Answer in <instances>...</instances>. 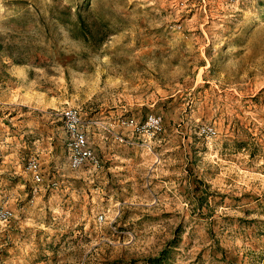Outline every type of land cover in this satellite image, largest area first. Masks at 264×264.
Instances as JSON below:
<instances>
[{
  "label": "rangeland",
  "instance_id": "rangeland-1",
  "mask_svg": "<svg viewBox=\"0 0 264 264\" xmlns=\"http://www.w3.org/2000/svg\"><path fill=\"white\" fill-rule=\"evenodd\" d=\"M69 108L102 170L70 168ZM0 206L4 257L264 264V0H0Z\"/></svg>",
  "mask_w": 264,
  "mask_h": 264
},
{
  "label": "built area",
  "instance_id": "built-area-1",
  "mask_svg": "<svg viewBox=\"0 0 264 264\" xmlns=\"http://www.w3.org/2000/svg\"><path fill=\"white\" fill-rule=\"evenodd\" d=\"M64 129L67 134L66 150L69 155V165L73 171L79 172L86 166H91L93 171L97 172L102 170V162L93 153V150L89 143L88 133L90 132V127L92 125H99L98 122H87L82 119L81 113L76 108H69L64 110L61 114ZM162 120L160 117L149 116L146 122L147 126L157 133L161 131ZM122 125L127 127H132L136 132H144V125L139 127L132 121L121 122ZM207 135H213L211 129L207 130ZM115 138L124 143H129L120 136H115ZM27 170L32 175V179L35 183H42V175L40 173V165L36 160H31L27 165ZM53 183L52 186H56ZM37 189L33 190L35 195ZM14 217V213L11 209L4 206H0V225H6L11 222ZM104 220V216L100 215L98 217V222L101 223Z\"/></svg>",
  "mask_w": 264,
  "mask_h": 264
},
{
  "label": "crops",
  "instance_id": "crops-1",
  "mask_svg": "<svg viewBox=\"0 0 264 264\" xmlns=\"http://www.w3.org/2000/svg\"><path fill=\"white\" fill-rule=\"evenodd\" d=\"M4 233L7 234L6 231ZM4 238H6V236H3V239ZM19 244L22 245V243ZM40 245H43V251L40 250V252H37L38 254L31 256H22L18 251L19 246H16L15 250L18 254L11 258L0 255V264H81L83 261L82 259L75 260L63 255L64 251L72 249V247L70 248L66 242H59L58 244H55V246H52L50 243L39 244V246ZM5 246H7V242L0 245V248H2L0 252L4 251Z\"/></svg>",
  "mask_w": 264,
  "mask_h": 264
},
{
  "label": "trees",
  "instance_id": "trees-1",
  "mask_svg": "<svg viewBox=\"0 0 264 264\" xmlns=\"http://www.w3.org/2000/svg\"><path fill=\"white\" fill-rule=\"evenodd\" d=\"M75 16H76L77 23L79 24V28L81 30V33L84 36H86L89 33V30H88V28H87V26L83 20L82 14L79 11H77V12H75ZM195 189L198 191L199 187L197 185H195ZM203 197H204V195L199 197L200 205L202 204V202L207 200L206 198H203ZM167 255H168V250H163L161 252V254L159 255V257L155 258L154 263L161 264L163 262V260L167 257Z\"/></svg>",
  "mask_w": 264,
  "mask_h": 264
}]
</instances>
